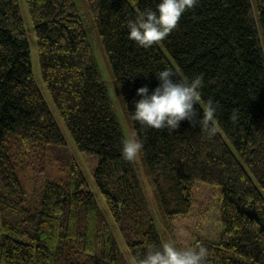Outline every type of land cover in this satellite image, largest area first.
I'll use <instances>...</instances> for the list:
<instances>
[{
    "label": "trees",
    "instance_id": "16d2710c",
    "mask_svg": "<svg viewBox=\"0 0 264 264\" xmlns=\"http://www.w3.org/2000/svg\"><path fill=\"white\" fill-rule=\"evenodd\" d=\"M167 226L194 209L197 183L219 189L218 236L204 264H264V0H198L144 48L127 23L158 0H84ZM40 74L103 211L33 78L17 0H0V264H129L163 243L74 0H25ZM203 77L196 116L170 132L132 119L137 89ZM33 173L38 185L29 183ZM29 174V177L26 175ZM115 229L121 236L119 241Z\"/></svg>",
    "mask_w": 264,
    "mask_h": 264
},
{
    "label": "clouds",
    "instance_id": "9594fccd",
    "mask_svg": "<svg viewBox=\"0 0 264 264\" xmlns=\"http://www.w3.org/2000/svg\"><path fill=\"white\" fill-rule=\"evenodd\" d=\"M198 0H158L155 10L146 8L139 12L135 19L127 23L128 38L141 47L149 48L154 43L165 39L177 26L182 14L193 8ZM170 68L156 72L158 84L151 91L147 85L137 89L140 99L135 101L132 119L148 128L168 129L174 131L180 122L188 119L199 127L210 138L215 136L217 128L214 123L216 107L209 100L203 115L196 116L194 105L200 101L199 89L203 77L197 75L186 80H176ZM143 148L142 142L135 139H124L121 146L122 158L134 161ZM207 250L204 247L178 248L172 242L160 247L149 245L142 259L133 264H204Z\"/></svg>",
    "mask_w": 264,
    "mask_h": 264
},
{
    "label": "rangeland",
    "instance_id": "374dc122",
    "mask_svg": "<svg viewBox=\"0 0 264 264\" xmlns=\"http://www.w3.org/2000/svg\"><path fill=\"white\" fill-rule=\"evenodd\" d=\"M20 13L24 20L25 28L27 31V39L29 41L31 60H32V69H33V78L39 88L40 92L45 99L64 139L77 159L83 163V159L78 153L76 146L68 133L63 120L61 119L48 91L45 88L41 74L40 66L38 61L37 47L35 41L34 28L28 16V12L25 5V0H17ZM78 10L80 11L83 24L85 27L87 38L93 48L95 57L97 59L102 77L104 79L106 88L108 90L109 96L111 98L116 117L121 126L122 132L125 139H134L131 127L128 123L124 103L121 98V95L116 87V83L112 76L110 65L104 54L101 43L98 39L97 32L93 22L90 19V14L88 12L87 6L84 0H74ZM200 104V102H199ZM136 173L143 187L150 211L153 215L155 225L161 236L162 243L172 242L178 248L193 247L194 243L197 240H206L209 242H214L217 240L218 236V201H219V189L215 188L206 183H197L194 190V209L190 214L177 217L171 221V226H167L165 220L163 219L160 209L157 205L156 200L154 199L153 191L151 184L149 182L148 176L146 174V169L141 158L140 153L137 155L133 161ZM85 163L81 165L83 172L88 180L90 190L93 192L94 197L96 198L100 208L106 212L104 201L102 200L95 183L90 176V174L85 169ZM29 177V174L26 175ZM40 178L36 176L35 173L30 175L29 183L32 185H38ZM115 233L121 241V236L119 232L115 229ZM129 264H133L129 260Z\"/></svg>",
    "mask_w": 264,
    "mask_h": 264
}]
</instances>
